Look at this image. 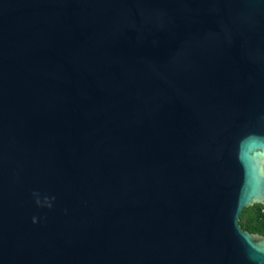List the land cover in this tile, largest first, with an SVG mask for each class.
<instances>
[{"label":"water","instance_id":"1","mask_svg":"<svg viewBox=\"0 0 264 264\" xmlns=\"http://www.w3.org/2000/svg\"><path fill=\"white\" fill-rule=\"evenodd\" d=\"M262 203L264 0H0V264H264Z\"/></svg>","mask_w":264,"mask_h":264},{"label":"trees","instance_id":"2","mask_svg":"<svg viewBox=\"0 0 264 264\" xmlns=\"http://www.w3.org/2000/svg\"><path fill=\"white\" fill-rule=\"evenodd\" d=\"M238 224L249 233L264 236V215L260 213V205L242 209Z\"/></svg>","mask_w":264,"mask_h":264},{"label":"clouds","instance_id":"3","mask_svg":"<svg viewBox=\"0 0 264 264\" xmlns=\"http://www.w3.org/2000/svg\"><path fill=\"white\" fill-rule=\"evenodd\" d=\"M36 204H37V206H41V207H44V206H46V207H48V208H51V202L50 201H48L47 199H45L44 200V202H43V204H41V201L37 198L36 199ZM33 223L35 224V223H37V219L34 217L33 218Z\"/></svg>","mask_w":264,"mask_h":264},{"label":"built area","instance_id":"4","mask_svg":"<svg viewBox=\"0 0 264 264\" xmlns=\"http://www.w3.org/2000/svg\"><path fill=\"white\" fill-rule=\"evenodd\" d=\"M260 213L264 215V203L260 204Z\"/></svg>","mask_w":264,"mask_h":264},{"label":"rangeland","instance_id":"5","mask_svg":"<svg viewBox=\"0 0 264 264\" xmlns=\"http://www.w3.org/2000/svg\"><path fill=\"white\" fill-rule=\"evenodd\" d=\"M251 207V206H250ZM249 208V207H248Z\"/></svg>","mask_w":264,"mask_h":264}]
</instances>
